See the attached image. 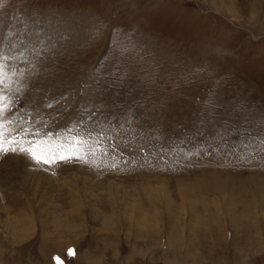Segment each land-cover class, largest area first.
Listing matches in <instances>:
<instances>
[{"label":"rangeland","instance_id":"rangeland-1","mask_svg":"<svg viewBox=\"0 0 264 264\" xmlns=\"http://www.w3.org/2000/svg\"><path fill=\"white\" fill-rule=\"evenodd\" d=\"M2 2L41 53L21 111L120 155L0 159V264H264V0Z\"/></svg>","mask_w":264,"mask_h":264},{"label":"snow or ice","instance_id":"snow-or-ice-1","mask_svg":"<svg viewBox=\"0 0 264 264\" xmlns=\"http://www.w3.org/2000/svg\"><path fill=\"white\" fill-rule=\"evenodd\" d=\"M3 6L0 0V7ZM7 36L13 37V33L9 32ZM32 55L36 60L41 55L37 44L25 41L22 36H16L7 43L0 42V159L9 154H20L37 166L79 161L84 165L100 167L89 156L93 149L101 155H120L115 140L110 146L103 130L89 127L90 118L89 123L76 120L66 128L53 130L40 113L30 115L21 112L18 105L36 69V63L30 59ZM52 106L46 105L47 108ZM36 116L40 119L37 120ZM16 125L20 126L19 138ZM41 146H46V150ZM110 166L116 165L113 162ZM68 254L74 255L75 252L69 249ZM54 259L57 264H64L59 256Z\"/></svg>","mask_w":264,"mask_h":264},{"label":"bare ground","instance_id":"bare-ground-1","mask_svg":"<svg viewBox=\"0 0 264 264\" xmlns=\"http://www.w3.org/2000/svg\"><path fill=\"white\" fill-rule=\"evenodd\" d=\"M22 112V111H21ZM62 117H64V115H62ZM36 119L37 120H39L40 119V116L38 117H36ZM46 120V119H45ZM47 121L52 125V128H53V130H56V129H60V128H58V126L60 125V123L59 122H53L51 119H49V118H47ZM5 131H6V134H7V132H8V129L6 128L5 129ZM19 131H20V126L19 125H16V132H18L17 133V137H19L18 135H19ZM29 139H30V137H28ZM21 158V157H20ZM5 160H6V158H5ZM11 160V159H10ZM7 161V160H6ZM5 162V161H4ZM10 162V167L13 169L14 168V171H15V168L17 167V166H19L20 165V163H25L26 161H24V160H19V159H14V160H11V161H9ZM1 164H3V163H1ZM21 166L22 167H24L22 164H21ZM26 166H28V163H27V165ZM11 169V170H12ZM25 169V168H24ZM9 170H10V168H9ZM18 170H22L20 167H18ZM22 171H24V170H22ZM21 171V172H22ZM29 171V170H28ZM23 173V172H22ZM25 174V173H24ZM30 175V174H29ZM35 175H33V177H34ZM32 177V176H31ZM42 178V177H41ZM45 178V177H44ZM44 178H42V181H43V179ZM4 179V178H3ZM40 179V178H39ZM38 179V180H39ZM36 180V179H35ZM37 180V182H39ZM23 181V180H22ZM29 181V180H28ZM45 181V180H44ZM24 182V181H23ZM21 184H23V183H21ZM49 184V183H48ZM40 185V184H39ZM45 185V184H44ZM47 186V185H46ZM50 186V185H49ZM45 187V186H44ZM42 193H43V191H42Z\"/></svg>","mask_w":264,"mask_h":264},{"label":"built area","instance_id":"built-area-1","mask_svg":"<svg viewBox=\"0 0 264 264\" xmlns=\"http://www.w3.org/2000/svg\"><path fill=\"white\" fill-rule=\"evenodd\" d=\"M66 123V122H65Z\"/></svg>","mask_w":264,"mask_h":264}]
</instances>
